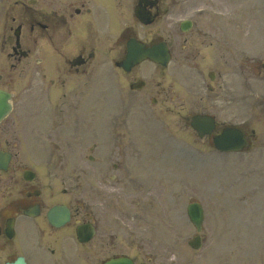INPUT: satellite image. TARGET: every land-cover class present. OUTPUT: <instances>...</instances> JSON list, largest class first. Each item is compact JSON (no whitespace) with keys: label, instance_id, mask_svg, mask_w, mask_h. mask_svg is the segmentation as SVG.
<instances>
[{"label":"flooded vegetation","instance_id":"obj_1","mask_svg":"<svg viewBox=\"0 0 264 264\" xmlns=\"http://www.w3.org/2000/svg\"><path fill=\"white\" fill-rule=\"evenodd\" d=\"M138 1L34 0V4L31 5L24 0H15L11 6L16 8V11L11 17H9V11L7 12L3 25L4 32L1 34L0 80L8 83L9 80L14 79V72H17L21 78V75L32 69L37 82H40V91L53 99L47 104V108L51 112V122L56 135L67 138L85 136L88 122L80 117V109L84 104L77 96L87 92L88 87L91 89L98 87L107 62L114 64L118 74L116 81L121 84L120 74L125 72L118 63L124 56L123 38L136 36L134 24L138 25V20L134 16V9ZM166 2V0H146V7L153 13L158 10L161 15ZM122 13H126L124 25L121 20ZM130 16L131 19L128 20ZM196 18L197 21L193 24L196 25L195 32L189 36L180 27L179 31L170 23H165L163 31L169 43L172 59H178L181 62L177 70L185 66L192 73L195 70V73L203 78V84H199L198 88L189 85L191 88L188 89L195 95L196 104L203 109L201 112H205L208 105L216 104L217 94L223 93L222 89L228 81L225 77L230 76L234 67V55L231 58L227 55L226 38L222 35V28L218 27L222 22L215 20L210 22L206 16L202 15ZM149 27L151 25L146 26L145 31ZM151 34L152 31L150 33L146 31L144 35H141V39L147 44L159 40ZM32 53H36L34 60H32ZM241 60L250 61L247 55H242L238 60L241 64L236 67L244 70L247 65ZM206 61L212 62L214 67L205 70ZM251 62L258 63L259 60ZM263 68L264 64L259 67V71L261 72ZM132 73L133 70L125 74ZM124 78L128 81L127 84L138 79L136 76L132 79L131 76H122V80ZM208 79L215 84V87ZM176 80L171 78L168 70L164 71L162 81L157 83L154 90H151L159 95V97H153L152 101L155 104L160 101L167 112L177 110L178 125L184 128L187 118L186 92H179L174 87L171 81ZM181 80L187 79L181 77ZM209 84L210 92L197 99V96L202 93V87H207ZM227 121L216 122L215 133H219L222 125ZM90 124L97 125L91 121ZM128 126L127 119L115 117L113 123L105 122L97 125L94 135H97L100 129L103 131L108 128L112 132L114 147H117L118 137L122 139L120 129L122 127L127 129ZM242 128L247 139L257 138L254 128L251 132H248L246 125ZM115 154L111 153L107 159L100 160L104 162L99 166L101 173L99 183L87 181L83 183L80 195L72 194L67 202L71 210L70 220L60 228L50 225L47 219L48 210L56 202L47 205L52 201L53 194L42 193L44 178L40 170L34 180L9 186L3 203L6 208L0 212V250L4 251L0 254V262L4 263L21 254L22 251H26V242L21 237V230L16 229L14 235L9 237L5 233V228L12 218H17L24 214L25 210L36 206L40 209V215L29 224L37 241L35 247H44L50 254L57 255V264H63L66 259L64 254L74 251L82 253L85 260H88L91 254H100L101 261H104L123 248L121 237H124L126 243L133 244L130 232L128 235L123 230V221L120 216L122 177L115 173L121 169L120 163L113 159ZM25 166L24 161L21 159L20 163L18 159L17 165L12 166V169H22ZM49 168L50 166H45V169ZM57 168L55 166L50 171ZM80 224H92L96 231L93 238L81 244L75 239V231Z\"/></svg>","mask_w":264,"mask_h":264},{"label":"rangeland","instance_id":"obj_2","mask_svg":"<svg viewBox=\"0 0 264 264\" xmlns=\"http://www.w3.org/2000/svg\"><path fill=\"white\" fill-rule=\"evenodd\" d=\"M253 1L254 0H239L240 4L234 3V11L231 16L234 19H237L241 25L245 23L244 27L249 28L245 31H241L239 27L236 26L233 30L236 34L234 35L235 41H239V38L243 40L242 36L247 31L249 34L251 32L263 34L264 32V28L259 29L258 31H262L259 33L255 30L258 25L264 24V14L260 13L259 16H255L250 13L254 17H252V19L248 14H246V11H249V9L247 10L249 3ZM2 4L3 3H0L1 7ZM171 5L173 6L171 14V16H173L171 20L173 21H176L177 19L179 20L189 14L191 15L193 13L191 9L194 7L216 6L221 9L224 7L220 0H171ZM237 13H240V15ZM1 14L2 13H0V18ZM161 24L163 23L160 22V24L154 26V33L160 30ZM259 48L261 49V54H263V47L259 46ZM254 53H258V51L255 50ZM178 63L179 60L175 59L172 66L167 68L171 77V68H176ZM162 71L163 69L160 68V66H156L153 63H146L137 68L135 70V74L141 75L146 81L149 79L150 82L155 83L158 80H162ZM184 76L188 78L191 77V75H188L186 72H184ZM233 82L237 85L235 76H233ZM3 84L4 82L0 81V86ZM105 88L107 89L108 85H105ZM14 89L16 90L15 107L9 116L0 122V147L8 149L12 153H18L20 158L21 153H39L42 155L49 150V141L54 137L52 133L49 132L50 124L45 119L43 120V126L41 123L35 124V118L32 116L35 112L31 109V103L40 101L38 99L39 95L36 92L26 91L23 92L20 97L18 88L14 86ZM111 92L113 91L105 94V96L107 97L110 95L109 97L111 98ZM103 96L104 94L101 98H103ZM244 99L249 102H247L245 106L241 104L236 105L234 108L235 116L240 117L243 114L248 116V113L252 112L255 119H258L259 122L263 124L264 108L260 105L254 108L251 106L255 105L254 103L257 99V95H253L251 93L250 95L246 94ZM249 106H251L250 110H248ZM149 107L153 110H157V112L161 113L160 115L166 118V113L163 112L160 105L154 107L151 103ZM151 109L138 106V108L132 110V112L135 111L134 114L135 118H137V125L135 130L130 132L129 138L131 136L132 145L139 143L138 149L143 151V153L152 154L153 158L149 163L151 167H155L154 169L160 167L158 174L155 177V181H158L157 179H159V184H154L153 192L151 194L152 203L155 204V208L152 216L153 232L149 238L150 242L148 243V246L150 245L152 247L153 263L264 264V253L262 252L264 251L262 250L264 249V236H261L260 238V241H263L262 245L258 239L260 236L258 225L264 220L262 207H259L258 205L252 207L251 200L247 198L245 200H238L237 204L243 207V213L241 214V212H237V215H235L232 213L233 207L230 205L232 200L231 196L226 195V193H221L220 195L213 193L214 183L221 182L220 184L225 185L226 187V182L231 180V178L227 177V172L230 170L227 168L231 167L234 172L243 165L246 166V159L249 161V166L255 167L259 164V167H261V161L263 159L258 161L257 158H259V156L257 155L258 153H262L263 148L257 152L254 160H252L247 153L244 154L243 157L242 154L236 153L234 155H226V159L219 161L216 155L219 153H216L214 149H212L213 147L209 145V142L200 141L197 137H195L190 128H186L184 132V140H181L179 132H177V128L175 127L174 130H172L171 125H169L170 127L167 128L170 130L171 136H176L175 140L171 142V140L168 139L167 153L159 154L157 153L158 151H165L164 147L167 146L165 145V140L167 136H169V133L167 132L165 123L160 117L159 119H153L154 117L151 114L155 113H153ZM37 112L38 110H36V114ZM21 119H25L26 121H22ZM166 120H169V122L172 123L173 120H175V117L170 115V117L166 118ZM87 121L90 122L88 116ZM149 124L154 126L155 130L153 134L157 133L156 135L160 137V140L155 142L152 141L151 145L150 140L148 139L151 128L146 127ZM176 125L177 123H175V126ZM121 133L123 135H121L122 139L126 141L120 142L122 148L125 150V153H131L133 156L135 155V157H131L129 159L136 163L137 156L133 153L134 147L130 150L129 145L131 144L127 142L129 138H124L126 134L123 131ZM33 137H36V143H33V139L31 142V138ZM118 139L121 141L119 137ZM153 143L157 146H153ZM75 144L78 147V153L64 154L67 155L68 165L72 164V166L77 167V171L80 172L81 167L87 164L88 154L94 152L88 147L90 142H75ZM103 147H105V150L109 149L111 144L105 145L103 143L102 148ZM99 148L101 150V142L99 144ZM168 149L170 152H168ZM36 155L37 154L34 156ZM219 156L222 157L223 155L219 154ZM32 159L33 158L29 157L28 160L30 161ZM169 160L170 163H167L168 165H166L165 162H168ZM180 162H183L182 166L184 169V176L181 170ZM222 162H224V164H222ZM175 163L180 166V170H177L178 167L174 166L175 171L173 173L176 175L175 177H172L170 174L174 169L170 168L172 167L171 165H175ZM227 163L228 166H226ZM141 171L147 172L143 169H141ZM1 175H3L2 172H0V176ZM74 175L75 174H70L68 176L74 181ZM60 176L62 177V175ZM182 177L185 185L186 209L189 199L191 198L198 199L205 207L206 219L203 230L205 233V243L199 250H193L188 244L189 239L193 237L196 230L190 223L187 211H185L183 216L181 203H178L177 201L179 197L178 182L181 181ZM162 180L167 181V185L164 188L160 184ZM236 181L237 180L234 179L232 181V185L235 184ZM56 182V186L59 187V181ZM251 188L252 187H248L244 190H238L237 193L242 194L243 191L251 192ZM225 191V188L221 189V192ZM57 197L66 198L65 195H58ZM2 202L3 199L0 183V203ZM145 216H149V214L146 212ZM261 234L264 235V231L261 232ZM145 245L146 242H144L142 246H138V250L142 249L144 251ZM138 255L139 257L144 258L145 254L138 253Z\"/></svg>","mask_w":264,"mask_h":264},{"label":"water","instance_id":"obj_3","mask_svg":"<svg viewBox=\"0 0 264 264\" xmlns=\"http://www.w3.org/2000/svg\"><path fill=\"white\" fill-rule=\"evenodd\" d=\"M138 46L137 50L130 51V59L132 60V64L139 62L141 59L145 57L152 58L155 61L165 63L167 60L166 50L163 49L164 45L158 44L152 48L144 49L142 44H136ZM8 95L5 92L0 91V120L3 119L7 113L10 111V104L7 101ZM195 126L198 127L197 123H194ZM233 135V136H232ZM235 136V137H234ZM217 145L224 149L230 148H238L243 145L242 140L236 137V133H227V136L220 137L216 140ZM241 143V144H240ZM191 217L195 222H199L202 217V211L199 208H195L191 211ZM191 244L195 247L200 246V241L196 238L194 241H191ZM13 264H26L24 260H19ZM107 264H130L129 261L124 259L112 260Z\"/></svg>","mask_w":264,"mask_h":264}]
</instances>
